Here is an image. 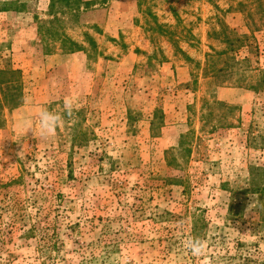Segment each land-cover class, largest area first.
<instances>
[{"label": "rangeland", "instance_id": "374dc122", "mask_svg": "<svg viewBox=\"0 0 264 264\" xmlns=\"http://www.w3.org/2000/svg\"><path fill=\"white\" fill-rule=\"evenodd\" d=\"M0 264H264V0H0Z\"/></svg>", "mask_w": 264, "mask_h": 264}, {"label": "clouds", "instance_id": "9594fccd", "mask_svg": "<svg viewBox=\"0 0 264 264\" xmlns=\"http://www.w3.org/2000/svg\"><path fill=\"white\" fill-rule=\"evenodd\" d=\"M77 110L76 101L72 97H65L63 101V109L61 112L50 111L47 108H41L38 116V126L33 128V124L30 120L24 122V128L26 131H39V134L43 138L51 137L56 134L57 129L64 123V118L69 120L74 119V113ZM250 203L246 212L254 207L258 203V194L249 193ZM185 247L188 248L194 256L202 255L206 249V241L199 238H190L185 242Z\"/></svg>", "mask_w": 264, "mask_h": 264}, {"label": "trees", "instance_id": "16d2710c", "mask_svg": "<svg viewBox=\"0 0 264 264\" xmlns=\"http://www.w3.org/2000/svg\"><path fill=\"white\" fill-rule=\"evenodd\" d=\"M54 2H63L64 0H53ZM2 73V72H1Z\"/></svg>", "mask_w": 264, "mask_h": 264}]
</instances>
